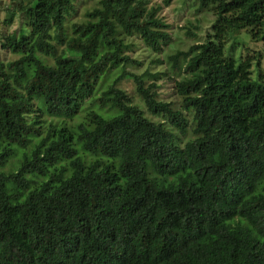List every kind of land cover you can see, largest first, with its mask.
Returning a JSON list of instances; mask_svg holds the SVG:
<instances>
[{
  "label": "trees",
  "instance_id": "16d2710c",
  "mask_svg": "<svg viewBox=\"0 0 264 264\" xmlns=\"http://www.w3.org/2000/svg\"><path fill=\"white\" fill-rule=\"evenodd\" d=\"M73 2L5 8L4 25L21 20L0 32L16 57L0 62V264H264V78L258 59L224 49L241 31L264 44V0H193L213 22L202 43L166 57L181 76L178 109L125 71L139 66L126 39L157 55L169 45L161 7L98 0L67 27ZM123 79L163 121L132 104ZM43 117L58 124L42 134ZM16 150L15 170L1 171Z\"/></svg>",
  "mask_w": 264,
  "mask_h": 264
},
{
  "label": "rangeland",
  "instance_id": "374dc122",
  "mask_svg": "<svg viewBox=\"0 0 264 264\" xmlns=\"http://www.w3.org/2000/svg\"><path fill=\"white\" fill-rule=\"evenodd\" d=\"M12 0H0V32L12 33L17 32L20 28V17L15 14L10 25H4L3 21L8 18V13L5 8L10 5ZM98 0H74L73 13L66 21V26L70 24L79 23L84 20V14L96 7ZM150 5L159 6L161 10L158 17L162 19L163 23L167 25V34L171 41L169 45L163 48L160 54H154L149 49L145 48L141 42L136 38H128L126 42L131 44L129 58L138 62L139 66H128L125 68L126 72L141 75L144 85L154 84L156 99L161 102L173 104V108L178 109L180 98L175 91V84L181 79V76L173 75L166 65V57L173 54L175 51H184L192 44L202 43L206 36L210 34V29L213 22V15L210 11L196 12V7L193 0H172L167 7H162V0H149ZM187 33L192 34L190 37ZM225 55L232 57H240L246 59L248 57L252 62L258 59V70L264 78V44L250 40V38L243 32H238L229 37L224 43ZM39 59L46 65H52L49 58H44L38 55ZM16 57L5 50L0 49V62H7L15 60ZM155 60L161 62L160 65L152 63ZM256 68H251V77L256 74ZM159 73V79L154 80L153 75ZM161 74V75H160ZM163 74L165 76H163ZM116 76L115 71L111 72L101 83L95 88V96H98L104 87L109 84ZM117 87L124 91L126 96L131 100L132 104L137 106L143 115L152 122H161V118L149 115L139 100L134 91V86L131 80L123 79L117 83ZM88 105L85 104L83 109ZM81 112V111H80ZM73 118L71 122H67V126L74 129V126L81 122L84 113H80ZM58 124L56 120L43 117L42 118V134L47 125ZM20 151L16 150V157L6 164L1 171L7 173L14 171L17 161L20 157Z\"/></svg>",
  "mask_w": 264,
  "mask_h": 264
}]
</instances>
